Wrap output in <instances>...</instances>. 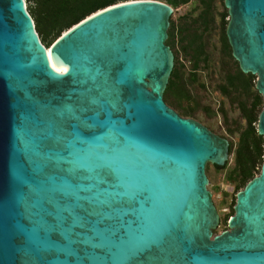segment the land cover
<instances>
[{
  "label": "water",
  "instance_id": "1",
  "mask_svg": "<svg viewBox=\"0 0 264 264\" xmlns=\"http://www.w3.org/2000/svg\"><path fill=\"white\" fill-rule=\"evenodd\" d=\"M225 6L264 99V0ZM174 11L120 2L48 48L27 0H0V264H264V163L216 234L207 164L230 141L164 98Z\"/></svg>",
  "mask_w": 264,
  "mask_h": 264
},
{
  "label": "trees",
  "instance_id": "2",
  "mask_svg": "<svg viewBox=\"0 0 264 264\" xmlns=\"http://www.w3.org/2000/svg\"><path fill=\"white\" fill-rule=\"evenodd\" d=\"M128 0H27L28 9L36 21L38 32L44 44L49 48L68 29L91 14L108 6ZM177 9L198 1L197 6L183 16L180 21L171 16L167 44L175 54V66L164 93L166 102L186 117H195L197 107L192 103L186 78L187 63L190 67V81L198 80L203 66H210L211 55L208 50L207 36L217 24L224 54L234 60V69L226 72L221 91L229 96L237 95V103L245 126L240 131L237 143L230 138V154L234 155V165L230 168L215 165L218 170H226V180L234 186L236 193L232 197L231 214H235L236 194L244 189L262 171L264 163V136L259 134L258 124L264 108L263 95L257 89V75L245 73L233 56V50L227 36L230 20L229 10L222 0L223 10L218 11L216 0H160ZM200 12L195 15L196 11ZM186 63L181 60V55ZM205 85V84H204ZM209 164V163H208ZM207 164V165H208ZM229 218V219H230ZM225 227H229L225 219ZM217 232V230H215Z\"/></svg>",
  "mask_w": 264,
  "mask_h": 264
},
{
  "label": "rangeland",
  "instance_id": "3",
  "mask_svg": "<svg viewBox=\"0 0 264 264\" xmlns=\"http://www.w3.org/2000/svg\"><path fill=\"white\" fill-rule=\"evenodd\" d=\"M197 3L192 1L188 5L175 9L173 13L174 19L180 21L183 16L190 14L194 7L197 6ZM216 7L217 13L223 10L222 0H216ZM199 12L200 10H197L195 15ZM220 37V29L216 24L207 36L208 50L211 55L210 66H203L200 69L196 82L190 81L191 66L187 63L185 75L187 80H189L188 90L193 105L195 108L197 107V115L190 118L196 119L214 133L227 138L229 141L230 138H233L237 143L239 133L246 122L239 110L237 95L232 93L227 96L220 89L226 72L233 70L235 65L234 60L224 54ZM181 58L184 61L183 54ZM184 62L186 63V61ZM173 108L176 109L175 107ZM228 165L230 168L234 165L233 154L228 160ZM207 174L209 177L208 188L212 192L214 203L221 218L220 225L215 233L220 234L230 229L224 226V222L226 218L228 222L230 220L232 197L236 191L234 186L226 180V170H218L214 164L209 163L207 165Z\"/></svg>",
  "mask_w": 264,
  "mask_h": 264
},
{
  "label": "bare ground",
  "instance_id": "4",
  "mask_svg": "<svg viewBox=\"0 0 264 264\" xmlns=\"http://www.w3.org/2000/svg\"><path fill=\"white\" fill-rule=\"evenodd\" d=\"M50 49H48V56H49V60H50V64H51V66L56 70V71H58V72H60V73H64V72H66V68L64 67V66H62V65H59V64H54V63H52V61H51V57H50Z\"/></svg>",
  "mask_w": 264,
  "mask_h": 264
}]
</instances>
